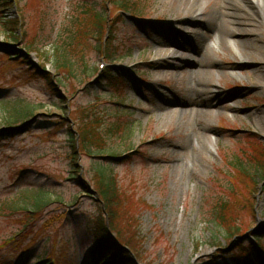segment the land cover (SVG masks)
I'll use <instances>...</instances> for the list:
<instances>
[{"label": "rangeland", "instance_id": "374dc122", "mask_svg": "<svg viewBox=\"0 0 264 264\" xmlns=\"http://www.w3.org/2000/svg\"><path fill=\"white\" fill-rule=\"evenodd\" d=\"M8 1L0 6V264H17L15 256L24 250L10 245L26 217L13 212L12 202L31 206L36 191L51 201L39 216L48 232L36 236L34 229L26 239L33 254L46 251L62 264H98L87 239L98 214L93 175L102 165L119 181L120 222L137 264L239 257L242 237H229L215 220L221 206H228L230 223L252 226L245 229L249 257L237 264H261L264 237L260 250L254 235L264 231V173L256 169L264 165V125L256 123L264 113V0H250L255 15L238 22L230 17L239 12L227 0H199L197 15L174 13L183 9L179 0ZM92 12H105L109 24L100 36L92 30L83 40H68L69 56L79 65L73 74L58 76L56 91L21 66L16 56L31 43L37 49L31 50L32 61L54 75L61 32ZM210 12L217 13L219 25L205 23ZM189 16L196 21H186ZM9 19L18 22V41L4 27ZM249 24L255 37L247 35ZM168 28L176 32L168 33L169 44L172 39L187 46L189 57L198 60L194 66L173 69L157 62L153 37ZM193 35L205 41L202 49L189 46ZM218 38L229 44L227 50L218 47ZM241 41L248 53L236 51ZM7 45L18 54L3 52ZM107 69L115 75L114 87L103 80ZM27 108L33 115L20 118ZM96 115L103 117V132L110 125L124 131L111 134L100 158L79 151L74 168L68 125L76 129ZM233 163L249 171L255 165L247 172L255 179L239 175ZM72 171L91 192L72 180ZM227 197L230 204L224 205ZM109 237L126 247L113 232Z\"/></svg>", "mask_w": 264, "mask_h": 264}, {"label": "trees", "instance_id": "16d2710c", "mask_svg": "<svg viewBox=\"0 0 264 264\" xmlns=\"http://www.w3.org/2000/svg\"><path fill=\"white\" fill-rule=\"evenodd\" d=\"M3 1V4H9L10 2L8 0H1ZM113 2L116 5H119V2L116 0H113ZM124 7V5H123ZM122 7V8H123ZM84 12V10L81 11V14ZM6 29L10 32L11 39L17 40L20 39L19 35L16 33V27L18 26V22L15 19H9L5 22ZM109 24L106 13H100V12H92L91 14H86L85 18L82 19L79 17L77 21H74L72 23L71 27H67L64 31L61 32L58 40L56 41V64H54L56 73L54 75L49 74L48 72H45L43 69L46 68L44 64L40 62L39 67L35 64V62L31 61V58L27 54H22L21 59V66H27V73L33 77L34 79L43 80L47 86H49L52 90L56 91V86H58L56 83L61 82V78L58 76L62 75L64 72H70V74H73L76 68V65H79L77 62H75L70 56H69V49L68 44L70 43L71 38H78V40H83L87 38L92 30H94L95 35H102L107 25ZM111 25V23H110ZM117 25V21L113 22V26L115 27ZM67 34V35H66ZM112 34V33H111ZM110 34V35H111ZM71 35L68 39L67 36ZM64 44V47H63ZM63 47V48H62ZM25 48L31 52L32 49L37 51L31 43L25 45ZM106 48V47H105ZM107 50H108V44H107ZM45 59L48 60V55L45 54ZM19 59V60H20ZM78 61V60H77ZM17 62H19L17 60ZM86 64H83L84 71H85ZM103 74V80L105 81V84H107L109 87H114L112 83L115 81V75L109 71L108 69ZM42 77V78H40ZM56 77V78H55ZM111 97H114L117 95V93L113 92L110 94ZM32 116L33 111L30 109H26V113L24 115H21L20 118H23L24 116ZM101 115H96L93 119L90 117L88 119L89 123L85 125H80L78 128L71 127L68 125V141H69V147H70V154L69 156L72 159V166L75 168L77 167L76 161L79 158V151H82V154H85L89 157H98L100 154L107 152L108 148V140L109 137L113 132L118 131H124L121 129L120 126L110 125L105 129L103 132L100 129L102 119ZM19 119V118H18ZM17 120V119H15ZM9 123H13L12 121H9ZM8 123V124H9ZM126 131V129H125ZM258 147V146H257ZM256 150V149H255ZM255 165L250 167V171L240 164L234 165L235 170H238L240 173L239 175H246L249 178L255 179L254 175L250 176V173L254 170ZM256 169L260 168L262 169V172H264V165L259 164L256 165ZM75 177L72 178L79 187L83 188L86 191H89L90 187L83 182V180H80V178L77 176V171H72ZM234 177L236 179L232 181V188L237 189L239 187V184L237 183V180L239 182V179L237 177V174L234 173ZM252 179L251 185L254 186V180ZM245 182V180H241ZM249 182V180H247ZM93 182H94V189L98 193L99 199H96L98 202V214L94 219L93 225L88 226L89 235L91 233V237L88 240V244L91 245V250L93 254L96 255L98 260H100L99 264H137V254L135 251L132 250L131 241L130 238L125 233L122 224L120 222V218L122 216V209L121 206L122 203V195L121 191H119V181L117 180L116 176H114L112 171H109V169L102 165L98 171H96L93 175ZM246 183V182H245ZM228 195H231V192H227ZM33 194L32 198V205H21L17 202H12L14 206L11 207L14 213L23 214L26 217L23 219V224L21 225L22 228L19 230L16 235H14V238L11 240L10 245L12 248H17L14 245H20L24 247V250L20 252L19 255L15 256L17 264H40V259L49 257L47 256L48 253L46 251H41L36 254H33V251L35 250L33 246H29L25 243L26 239L30 237L29 233L31 234V230L36 229V232L34 235L39 236L40 234L47 233L49 228V225H46V227L42 226L40 227L39 223L41 222L39 216L40 212H42L48 205L50 204L49 201L50 198L47 197V195H43L41 191H36ZM49 199V200H48ZM228 200L224 202V205L230 204L229 197H227ZM31 200V199H30ZM58 203H62L60 200L57 199ZM1 206V205H0ZM250 206L253 207V205L250 203ZM219 209V215L218 217H215V220L217 224L222 227L225 232L228 234L229 237L234 238L236 236L243 235L246 228H249L246 225L242 223L241 225H238L237 223H230L231 217H228V206H221ZM253 216V210L252 214L250 216ZM245 227V228H244ZM251 227V226H250ZM112 230L117 234V237L119 238V241L124 243L129 249H125L124 247H118L117 242L110 241L109 237V231ZM39 233V235H38ZM263 233H259L258 236H263ZM35 238V237H33ZM25 243V245H24ZM10 247V248H11ZM12 253L16 254V250L11 251ZM242 255H249L247 250L244 248H241L240 250ZM134 257V258H133ZM136 258V259H135ZM109 260V261H108ZM216 263H214V260H212V263L210 264H219L218 259L215 260ZM2 264H5L1 262ZM48 264H50L48 262ZM58 264V263H57ZM62 264V263H60Z\"/></svg>", "mask_w": 264, "mask_h": 264}, {"label": "bare ground", "instance_id": "6f19581e", "mask_svg": "<svg viewBox=\"0 0 264 264\" xmlns=\"http://www.w3.org/2000/svg\"><path fill=\"white\" fill-rule=\"evenodd\" d=\"M198 1L199 0H179V5L183 6L182 7L183 9L176 8L174 10V13L179 14L181 12H185V13H188L191 15H197V12L199 11V9L197 7ZM227 1H228V4H231L233 6V8H236V11L239 12V14H236L234 12L232 14L233 16L231 15L232 17H230L231 19L233 18L234 20H236L238 22L241 18H243V16L249 17V16L255 15V9L253 8L254 6L250 0H227ZM210 13L211 14H209V16H207L205 23L207 25H209V24L216 22L219 25L220 22L218 21L217 13L216 14L212 13V12H210ZM198 15H200V14H198ZM187 19L188 20H186V21L192 22V23L194 21H196L195 16H189V17H187ZM245 27H246V29H248L247 30L248 31V33H247L248 37H255L252 25L251 24L245 25ZM178 31H180V30H178ZM166 32L164 33V35L163 34H157V36L153 37L155 39V43L157 44V46H156V57L158 59L157 62L160 61V65L162 67L173 68V69H176L179 67H190V66L192 67V65L194 66V64L196 62H198V60L191 59L189 57L191 52L189 50H186L187 46H183L182 43L177 45V44H175V42L172 39L170 40V44H169L168 35H170L171 33L175 34L176 32L173 31V29H171V28H168L166 30ZM168 33H170V34H168ZM228 35L232 36V33L229 32ZM189 40L191 42V44L189 46L190 47L192 46V48L195 47L198 49H202L203 44H205V41L204 40L200 41V39H198L196 35H193L192 37H190ZM138 44L140 46L143 45L142 42H140ZM217 44H218V47H220L221 49L227 50L229 48V44L223 38H218ZM245 45L246 44H244L243 41H241V42H237V44L234 46L236 47V51L238 53H241L240 51H242L244 53H246V52L248 53V50L245 48L248 45L247 46H245ZM170 46L171 47L173 46L174 49L171 50ZM166 57H169V59H171L172 62H167L166 60H164ZM154 63H156V62H154ZM259 115L263 116L264 113L260 112ZM260 116L258 117V121H256V123L259 127L262 128L264 125V121H262L263 119L260 118Z\"/></svg>", "mask_w": 264, "mask_h": 264}, {"label": "water", "instance_id": "95a60500", "mask_svg": "<svg viewBox=\"0 0 264 264\" xmlns=\"http://www.w3.org/2000/svg\"><path fill=\"white\" fill-rule=\"evenodd\" d=\"M13 52V51H12ZM94 193V192H93Z\"/></svg>", "mask_w": 264, "mask_h": 264}]
</instances>
